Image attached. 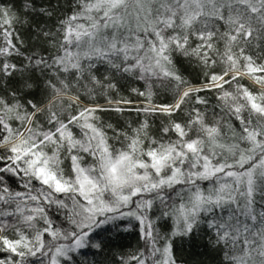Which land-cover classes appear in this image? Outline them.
Wrapping results in <instances>:
<instances>
[{"label":"snow or ice","instance_id":"1","mask_svg":"<svg viewBox=\"0 0 264 264\" xmlns=\"http://www.w3.org/2000/svg\"><path fill=\"white\" fill-rule=\"evenodd\" d=\"M0 264H264V0H0Z\"/></svg>","mask_w":264,"mask_h":264},{"label":"trees","instance_id":"2","mask_svg":"<svg viewBox=\"0 0 264 264\" xmlns=\"http://www.w3.org/2000/svg\"><path fill=\"white\" fill-rule=\"evenodd\" d=\"M126 243H130V244H134L135 243V239L132 237H129L128 241H126Z\"/></svg>","mask_w":264,"mask_h":264}]
</instances>
